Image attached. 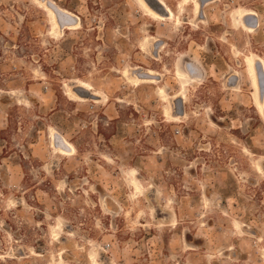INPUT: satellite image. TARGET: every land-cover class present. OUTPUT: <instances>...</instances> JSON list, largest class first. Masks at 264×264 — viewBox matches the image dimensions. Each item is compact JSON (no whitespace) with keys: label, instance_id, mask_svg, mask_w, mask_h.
<instances>
[{"label":"rangeland","instance_id":"obj_1","mask_svg":"<svg viewBox=\"0 0 264 264\" xmlns=\"http://www.w3.org/2000/svg\"><path fill=\"white\" fill-rule=\"evenodd\" d=\"M163 1L176 18L0 0V264H264V115L244 66L264 60V0L213 1L204 22ZM45 4L78 24L53 34ZM241 8L259 14L252 34ZM190 63L173 122L160 91ZM148 68L157 83L135 86Z\"/></svg>","mask_w":264,"mask_h":264},{"label":"flooded vegetation","instance_id":"obj_2","mask_svg":"<svg viewBox=\"0 0 264 264\" xmlns=\"http://www.w3.org/2000/svg\"><path fill=\"white\" fill-rule=\"evenodd\" d=\"M160 2V4H159V2ZM182 1V0H181ZM213 1H216V0H205L204 2L202 1V0H191V2L189 3V4H191L192 5V10H193V15H194V17L199 21V22H204V20H205V15L203 14V7L204 6H207L208 4H210V3H212ZM156 2H158L157 3V5L159 6V7H161V9H162V11H163V13H165V12H167V14H168V17L170 16L171 17V15L170 14H172V15H174V13L172 12V10L166 5V3L163 1V0H157ZM202 2H203V4H202ZM136 3V2H135ZM181 3V2H180ZM162 4L163 5H165L164 7L162 6ZM136 5L138 6V8L144 13V15L145 16H147L146 15V13H145V11L136 3ZM161 5V6H160ZM238 9H240V8H238ZM238 9H235V11H237ZM242 9V8H241ZM167 10V11H166ZM179 10H180V4H179ZM243 11H244V14H243V16L240 18L241 20H239L240 22H241V24L239 25L238 24V19L237 18H233L234 19V23H235V25H237L238 26V28H240L241 30H243V31H245V32H247V33H249V34H252V33H254L255 31H256V29L260 26V17H259V14L258 13H256L255 11H253V10H248V9H242ZM169 11V12H168ZM202 11V12H201ZM234 11V12H235ZM233 12V13H234ZM233 13H232V16H233ZM203 15V16H202ZM247 15H249V16H247ZM252 15V16H251ZM247 16V17H246ZM256 16V17H255ZM147 17H149L150 18V16H147ZM244 17H246V20H245V18ZM174 18H176L175 17V15H174ZM199 18V19H198ZM151 19V18H150ZM247 19H248V21H247ZM249 19H252L253 21H254V23L251 25L250 23H248L249 22ZM153 20V19H152ZM174 20V22L176 23V21H175V19H173ZM245 20V21H244ZM153 21H157V20H153ZM158 22H160L159 20H158ZM155 42H157V40L155 41ZM156 49V48H155ZM157 51V50H156ZM249 56H253L254 57V59H255V62H254V69H255V74H256V80H257V95H258V98L259 99H262V103H263V109H264V91H263V95H262V97L260 96L261 95V93H260V87L262 86V81H261V76L264 78V60L261 58V57H259V56H257V55H255V54H250V55H248V56H246L245 57V59H244V66H245V72H246V70H248V66H247V64H246V58H248ZM259 61V63H257V62ZM257 63V64H256ZM258 64H259V66H258ZM260 66H262V68L260 67ZM257 67H259V69H257ZM190 70H201L196 64H194V63H190V64H186L184 67H182V68H178V69H176V73H175V75H176V78L178 79V80H180V82H181V89L177 92V93H175L173 96H169V99H170V101L171 102H169L170 103V105H169V107H170V111H171V113H170V115L168 116V115H166L169 119H171L173 122H177V121H179V119L181 118L180 116H178L177 114V112L175 111L174 112V108H173V106H172V102L175 100V99H178V100H180V101H182V103H184V100H185V86H187L188 84H190V83H193V82H195L196 80H199L198 78H196V74L193 72V71H190ZM258 73H257V72ZM262 71V73L260 74V72ZM179 72L183 75V79L182 78H180L179 79V77H178V74H179ZM190 73V74H189ZM147 74V75H146ZM144 75L148 78V80H144V79H142L141 80V85L142 84H145V83H147L148 81H151V82H154L155 84L157 83V80L159 79V74L158 73H156L155 71H153L152 69H147V71L146 72H144ZM190 75V76H189ZM246 75H247V72H246ZM259 77H258V76ZM123 76H124V74H123ZM153 77V78H152ZM124 78H126L127 79V77L126 76H124ZM146 78V79H147ZM247 80H248V83H249V85H250V88H251V91H252V94H251V99H252V95H253V93L255 92V90L253 89V87L251 86V84H250V82H249V79H248V76H247ZM258 81H260V83L258 82ZM80 83H83V82H80ZM80 83H78V87L80 88V89H85L86 91L85 92H87L88 93V95H90L91 96V98L92 99H94L93 101L94 102H97L96 100L97 99H99V95H98V93H96L94 90H93V88L89 85V84H87V83H85V84H87V85H89L92 89H90V90H88L87 88H84V87H82L81 85H80ZM259 85V86H258ZM159 90V89H158ZM67 94V93H66ZM159 94V93H158ZM76 96V95H75ZM180 97V98H179ZM76 99V100H75ZM75 101H81V102H85L86 100L85 99H83V98H81V97H75ZM252 104H253V106H254V108H255V110L257 111V113L260 115V117H263L260 113H259V111H258V109L256 108V106H255V103H254V101H253V99H252Z\"/></svg>","mask_w":264,"mask_h":264},{"label":"bare ground","instance_id":"obj_3","mask_svg":"<svg viewBox=\"0 0 264 264\" xmlns=\"http://www.w3.org/2000/svg\"><path fill=\"white\" fill-rule=\"evenodd\" d=\"M184 1H186V0H184ZM136 2L138 3V5L147 13V14H149V15H151V16H153V17H158V16H160L159 15V13H158V11H156V10H154L153 8H151L148 4H147V2L145 1V0H136ZM159 2V1H158ZM157 2V3H158ZM187 2H189L188 0H187ZM191 2V1H190ZM186 2H184V4H185ZM159 4H160V2H159ZM202 4H203V2H202ZM161 6V5H160ZM162 6L164 7L165 5H163L162 4ZM44 8H45V11H47V13H48V15H49V23H50V25H51V30H52V33L53 34H55V35H59V34H61V26L59 25V23H58V19H57V15H56V13H55V11L49 6V4H45L44 5ZM58 10H59V12L62 14V16H64V17H66V18H71L72 20H75V21H78L77 19L78 18H76L73 14H71V13H68V12H66V11H64V10H60L59 8H58ZM167 11V10H166ZM169 12V11H168ZM202 12V11H201ZM166 14V16H164V17H168V14L170 13H168L167 14V12H165ZM238 14H237V16H238V18H239V20H241L240 18L243 16V14H244V11L242 10V11H240L239 10V12H237ZM161 14V13H160ZM170 15H172V14H170ZM203 16V15H202ZM237 16H236V18H237ZM247 16H249V15H247ZM246 16V17H247ZM252 16V15H251ZM162 17H163V14H162ZM170 17V16H169ZM246 17H244L245 18V20H246ZM250 17V16H249ZM256 17V16H255ZM199 19V18H198ZM244 20V21H245ZM164 21V20H163ZM247 21H248V19H247ZM179 22V21H178ZM239 22V21H238ZM249 23V22H248ZM78 24V22L77 23H75L74 25H72V24H64L65 26L63 27V29H66V30H71L72 29V27L73 26H75V25H77ZM177 24V23H176ZM240 24H241V22H240ZM178 25V24H177ZM57 31L59 32V33H57ZM148 41V40H147ZM156 48V47H155ZM247 62V65H248V68H249V74H250V78H251V83H252V86H253V89L255 90V92L253 93V95H252V98H253V101H254V103H255V106H256V108L258 109V111H259V113L261 114V115H264V109H263V103H262V99H259L258 98V95H257V80H256V74H255V69H254V62H255V59H254V57L253 56H251V57H248V60L246 61ZM257 62V61H256ZM257 63H259V61L257 62ZM256 63V64H257ZM258 66H259V64H258ZM261 68H262V66H260ZM257 69H259V67H257ZM263 69V68H262ZM257 72V71H256ZM264 72V71H263ZM258 73V72H257ZM262 73V71L260 72V74ZM190 74V73H189ZM147 75V74H146ZM179 75V77L180 78H182L183 77V75L181 74V73H179L178 74ZM124 76H128V71L127 72H125L124 73ZM190 76V75H189ZM258 76V75H257ZM263 76V75H262ZM133 77V76H132ZM259 77V76H258ZM136 78H138V81H136L135 83H134V85L135 86H138V85H141V83L139 82V81H141L142 79H144V78H141V77H137L136 76ZM141 78V79H140ZM147 78V77H146ZM153 78V77H152ZM183 79V78H182ZM145 80H148V79H145ZM259 83H260V81H258ZM261 84V83H260ZM80 85L82 86V87H84V88H87L88 90H90V89H92L89 85H87V84H85V83H80ZM259 86V85H258ZM67 89H68V87H67ZM84 91H86L85 89H83ZM160 93H161V96H162V99H163V101H166L167 102V108H166V110H165V112H166V114L167 115H169L170 113H171V109H170V107H169V105H170V103L169 102H171L170 101V99H169V97L168 96H165V95H163V92L162 91H160ZM67 94H70L69 93V91H67ZM262 95H263V93H262ZM70 96H71V98L74 100L75 98H73V96L70 94ZM79 96V95H78ZM90 98H91V96L90 95H88ZM261 96V95H260ZM79 97H81V96H79ZM262 97V96H261ZM264 97V96H263ZM262 97V98H263ZM82 98V97H81ZM180 98V97H179ZM76 100V99H75ZM59 136V135H58ZM53 138V137H52ZM55 139V138H54ZM52 140V139H51ZM53 144V143H52ZM66 147H68L69 148V144H67L66 142H64L63 143ZM55 148V147H54ZM59 148V147H58ZM57 150H59V151H63L62 149H57ZM258 170H259V173L260 172H262V169H261V167L260 166H258Z\"/></svg>","mask_w":264,"mask_h":264},{"label":"water","instance_id":"obj_4","mask_svg":"<svg viewBox=\"0 0 264 264\" xmlns=\"http://www.w3.org/2000/svg\"><path fill=\"white\" fill-rule=\"evenodd\" d=\"M145 1L154 10L158 11L159 13H163L161 7H159L157 5V2H156L157 0H145ZM202 1L204 2L205 0H202ZM49 6L55 11V13L57 15L58 23L61 27L65 26L64 24H71L70 22H73V20L71 18H66V17L62 16V14L59 12V10L57 8H55L51 5H49ZM249 23L252 25L254 23V21H252V23L251 22H249ZM140 77L146 78V76L144 74L140 75ZM261 81H262V86L260 87V93L262 96V93L264 91V78L262 76H261ZM79 96H81V95H79ZM182 114H183L182 111L178 113V115H182Z\"/></svg>","mask_w":264,"mask_h":264}]
</instances>
